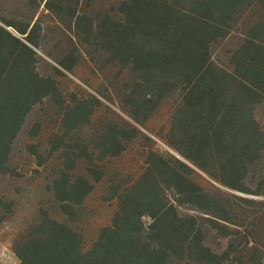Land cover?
Here are the masks:
<instances>
[{"label": "trees", "instance_id": "16d2710c", "mask_svg": "<svg viewBox=\"0 0 264 264\" xmlns=\"http://www.w3.org/2000/svg\"><path fill=\"white\" fill-rule=\"evenodd\" d=\"M40 1L71 34L64 56L45 55L71 72L86 46L102 69L127 71L118 103L136 125L147 126L176 97L164 154L122 122L99 124L91 145H64V166L50 184L60 213L73 220L104 178L101 197L116 210L85 247L66 220L38 208L13 241L18 264H264V127L256 117L264 103V0ZM1 21L26 41L0 25V176L14 177L12 150L34 107L51 102L59 117L50 157L67 138L79 141L76 129L89 124L97 100L66 104L54 76L38 71V18ZM139 136L147 144L138 174L106 177L100 163ZM27 148L41 159L35 144ZM75 156L87 158L86 175L71 173ZM15 209L0 195V226Z\"/></svg>", "mask_w": 264, "mask_h": 264}, {"label": "rangeland", "instance_id": "374dc122", "mask_svg": "<svg viewBox=\"0 0 264 264\" xmlns=\"http://www.w3.org/2000/svg\"><path fill=\"white\" fill-rule=\"evenodd\" d=\"M112 0H105L111 3ZM40 20L42 31L37 49V69L45 76H54L58 87L62 91L66 104L72 100L76 103L95 98L93 112L89 124L79 125L76 129L79 141L73 142L68 138L63 141V146L48 157V152L56 140L57 135H62L59 117L56 108L51 102L45 101L34 107L24 128L19 133L11 154L12 168L18 175L14 177L0 176V195H5L16 202L14 214L0 226V264H18L12 252V245L17 234L22 231L34 218L38 208H45L52 216L66 220L58 209V202L53 197L50 189L52 179L57 171L64 166V157L61 151L64 145H86L92 142L93 130L101 123L122 122L137 128V130L152 140L151 147L158 153L164 154L165 145L161 136L167 128L170 103L176 96H172L169 104L162 106L156 115L148 122L147 126L136 125L119 107V88L128 77L127 71H118V68L107 66L102 69L96 54L89 47H82L81 54H74V67L71 72L62 70L55 60L45 55L53 52L56 56H64L67 51V41L71 34L54 16L46 15L44 2L40 0H0V25L8 20L16 24H25L30 20ZM11 33L25 41L14 28L5 26ZM26 42V41H25ZM60 69L63 74L55 72ZM256 117L264 127V103L256 110ZM39 122L37 130H32L34 123ZM35 144L41 159L31 154L27 146ZM147 142L142 136L134 139L127 150L119 157L107 158L100 163L106 168V177L111 174L119 175L123 180H131L138 174L142 166L144 148ZM74 149V148H73ZM77 152V151H76ZM75 170L83 175L87 174L89 166L87 158L73 157ZM40 162V163H39ZM204 180H207L203 177ZM208 181V180H207ZM203 183V182H202ZM206 186V183H203ZM105 187V178L94 184L93 191L86 197L83 204L77 209L76 217L67 221L83 238V244L88 247L95 239L98 229L109 223L117 203L115 200L103 201L102 194ZM251 221V220H250ZM250 221L243 222L244 224ZM217 244V240L213 241Z\"/></svg>", "mask_w": 264, "mask_h": 264}]
</instances>
